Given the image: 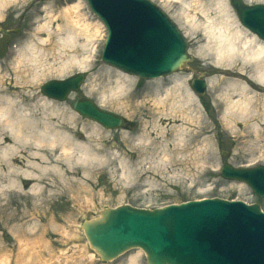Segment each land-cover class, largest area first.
I'll return each mask as SVG.
<instances>
[{
    "label": "rangeland",
    "instance_id": "rangeland-1",
    "mask_svg": "<svg viewBox=\"0 0 264 264\" xmlns=\"http://www.w3.org/2000/svg\"><path fill=\"white\" fill-rule=\"evenodd\" d=\"M77 1L0 0V25L11 31L9 35L0 33V76L13 94L18 95L25 88V92L37 94V99L44 98L40 88L45 82L80 72L73 68L62 76L52 73L35 84L23 85L20 81L26 75L18 71V50L24 42L33 41L43 46L47 56L42 62L55 63V67L74 54L70 52L60 56L59 37L65 33L59 30V25L64 28L65 21L58 18L48 22L44 10L51 6V10L58 14ZM151 1L184 34L193 61L187 67L158 79L145 80L132 75L136 78L132 88H127L126 92L116 90L117 94L111 93V88L117 85L114 79L117 69L102 60L106 28L87 2L81 0L82 11L87 13L90 21L101 22L105 35L102 34L101 40L93 44L94 57L87 70L83 71L86 80L82 88L71 93L65 101L52 100L61 112L53 121L57 125L65 121L72 128L85 126L79 143L89 148L91 156L85 157L74 147L66 165L58 164L63 167L61 174L54 171L19 189H4L0 208L6 205L8 209L5 213L0 211V264H128L129 257L136 253H140L137 264H147L144 252L138 248L110 262L101 261L90 248L82 223L99 216L100 211L107 207L129 204L154 209L171 203L217 197L258 202L264 210V198L257 197L246 183L242 188V182L226 180L220 174L224 163L235 167L264 165V104L258 101L259 115L248 121L249 127L241 120L230 124L217 106L218 101L211 95L207 81L217 75L226 80L248 82L246 77H249L251 68L247 66L241 71L243 64L237 63L227 69L239 72L241 76L225 74L226 68L217 67L210 59L197 54L203 42L186 34L185 26L175 18L181 9L178 4L173 3L168 8L164 0ZM227 1L241 25L237 13ZM244 1L251 5L264 4V0ZM46 23L52 36L45 45L41 41L50 38L48 32L41 28ZM77 44L78 58L92 47L84 36L79 37ZM174 74L187 80L188 87L193 91V79L205 81L207 89L203 96L194 91L200 100L196 103L198 112L181 111L176 118L162 117V109L153 105L157 94L163 95L170 86L169 76ZM110 75L112 77L108 79ZM90 83L94 85L93 92H88ZM253 84L251 95L263 97L264 92L256 88L259 85ZM81 96L92 99L98 105L103 97L107 98L108 103L102 108L121 115V126L114 130L105 129L78 114L73 105ZM69 115L74 116L73 120ZM170 118L173 119L171 123ZM254 123H258L259 135L251 127ZM40 165L42 169L51 168L45 163ZM51 165L54 168L57 166L54 163ZM6 184V179L1 178L0 186ZM32 184L36 190H30Z\"/></svg>",
    "mask_w": 264,
    "mask_h": 264
},
{
    "label": "water",
    "instance_id": "water-1",
    "mask_svg": "<svg viewBox=\"0 0 264 264\" xmlns=\"http://www.w3.org/2000/svg\"><path fill=\"white\" fill-rule=\"evenodd\" d=\"M108 29L103 59L109 65L144 79L171 74L193 60L177 25L150 0H87ZM239 20L264 39V5L230 0ZM3 34H8L0 26ZM227 72V71H226ZM85 76L52 80L42 92L64 100L80 89ZM192 86L199 95L205 82ZM264 89V88H262ZM79 114L107 129L119 128L122 117L101 109L86 97L74 104ZM224 178L248 183L264 197V166L222 168ZM85 236L103 261L131 248H141L147 264H264V213L260 205L220 198L189 201L149 210L130 205L105 208L82 224Z\"/></svg>",
    "mask_w": 264,
    "mask_h": 264
},
{
    "label": "bare ground",
    "instance_id": "bare-ground-1",
    "mask_svg": "<svg viewBox=\"0 0 264 264\" xmlns=\"http://www.w3.org/2000/svg\"><path fill=\"white\" fill-rule=\"evenodd\" d=\"M164 1L168 8L175 3L179 5L181 9L175 18L185 26L186 34L195 36L198 42H203L196 51L200 57L210 59L213 65L226 69L233 68L237 63L243 64L241 71L247 66L251 68L249 77H246L248 82L226 80L217 75L207 80L210 93L218 101L217 106L220 107L224 118L230 124L236 123L237 120L244 121L247 126L254 115H259L258 101L264 104V96L251 95V83L264 86V40L257 38L253 33L250 34L238 23L227 0ZM82 7L83 4L79 0L65 7L58 14L51 10V6L44 10L48 22L56 21L58 18L65 21L64 28L59 25V30L65 33L64 36L59 37L60 56L70 52L74 54H70L58 67H55V63L42 62L47 56L43 46H38L33 41L22 43L18 50V71L19 74L26 75L20 81L23 85L35 84L52 73L62 76L73 68L79 71L87 70L90 60L94 57L93 44L100 41L105 32L101 22L90 21L87 13L82 11ZM47 23L41 28L48 32L50 38L41 41L45 45L51 41L52 36ZM81 36L87 38L89 43H92V47L87 50L85 48L86 52L78 58L77 43ZM68 48H70L69 52ZM229 71L227 69L226 74L242 75L239 72ZM111 77L110 75L108 79ZM114 79L117 85L111 88V93L117 94L116 90L126 92L127 88H132L136 78L117 68ZM169 79L170 86L165 89L163 95L157 94L153 103L154 106H159L158 109H162L160 115L176 118L177 113L181 111L198 112L196 103L200 100L188 87L187 80L181 79L177 74L169 76ZM88 88V92H93L94 85L90 83ZM24 89L18 95L13 94L0 76V179L4 178L7 181L5 186H0V200L6 188L19 189L20 186L29 185L30 181L47 177L54 171L61 174L63 167L58 164L66 165L67 159L74 153V147H77L79 153H83L85 157L90 155L89 148L79 143L84 136L85 126L81 129L76 126L72 128L65 121L57 125L53 120L61 112L54 102L43 94L44 98L37 99V94L25 92ZM107 103L108 99L103 97L99 105L103 107ZM41 109L42 111L39 112L38 110ZM166 110L169 112L163 113ZM64 118L67 120L68 117L64 115ZM69 118L73 120L74 116L69 115ZM171 118L169 123L173 121ZM257 125L258 123H254L251 127L259 135L261 131ZM92 129L97 131L95 127ZM41 163L50 165V170L42 169ZM53 163L57 164L55 168L51 165ZM241 184L244 188V184ZM30 190H36V187L32 184ZM7 209L8 206L1 205L0 211L5 213ZM92 250L101 258L94 249ZM139 255L140 253L131 255L127 263L137 264Z\"/></svg>",
    "mask_w": 264,
    "mask_h": 264
}]
</instances>
